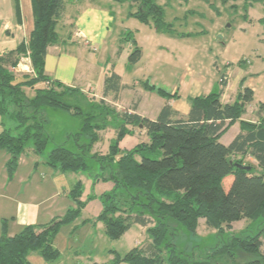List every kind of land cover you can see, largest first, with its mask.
<instances>
[{
    "label": "trees",
    "instance_id": "trees-1",
    "mask_svg": "<svg viewBox=\"0 0 264 264\" xmlns=\"http://www.w3.org/2000/svg\"><path fill=\"white\" fill-rule=\"evenodd\" d=\"M130 1L137 7L128 16L152 24L157 31L174 33L172 24L165 21L164 8L154 0ZM246 1L264 3V0ZM31 3L34 26L29 39L0 55V115L13 121V126L0 134V148L10 154L6 163L8 176L13 175L19 155L31 145L34 154L52 168L61 172L82 171L93 182L113 183L109 192L98 197L102 210L95 219L102 222L108 239L120 238L134 224L147 227L151 239L124 255L110 249L108 252L113 258L109 262L91 264H203L194 261L185 248L183 251L177 247L174 242L177 227H183L194 236L199 219L218 232L224 227L231 230L233 223L241 219L264 218V142L255 137L256 131L264 128V117L257 123L241 120L245 106L253 100V91L242 86L243 80L234 101L222 103L220 91L202 94L191 99L186 117L178 116L168 104L154 120L128 111L118 114L120 124L105 154L93 150L94 144L102 138L97 133L99 125L83 121L80 131L67 135L68 140L74 136L72 148L56 145L45 159L42 158L51 141L44 109L70 110L71 105L57 89L74 88L51 81L44 73L47 48L59 39L56 28L65 9V0H31ZM26 55L34 74L17 76L9 68L15 67ZM140 57L141 50L134 45L128 55L129 65H136ZM224 84L221 79L220 85ZM142 86L166 99L174 96L148 79ZM122 88L121 77L110 72L104 78L102 94L112 93L115 98ZM237 120H240V133L229 144H223L220 137ZM128 126L144 129L148 141L122 152L120 140L132 134ZM238 154L240 158L233 157ZM246 155L252 156L257 165L244 162ZM235 162L251 169H239L233 165ZM82 192L83 185L77 181L68 192L73 206L61 218L48 224L26 225L8 236L6 221H3L0 264H30L27 260L30 252H37L47 262L57 260L60 252L54 246L56 234L61 226L74 222L86 202L94 197L90 195L82 201ZM233 240L229 248L236 247L251 256L238 264H264L258 237L241 235ZM219 249L218 246L214 248V253Z\"/></svg>",
    "mask_w": 264,
    "mask_h": 264
},
{
    "label": "rangeland",
    "instance_id": "rangeland-1",
    "mask_svg": "<svg viewBox=\"0 0 264 264\" xmlns=\"http://www.w3.org/2000/svg\"><path fill=\"white\" fill-rule=\"evenodd\" d=\"M111 7L117 14L111 37L107 39L103 49L90 50L86 47L85 51L86 55L94 59L91 78L101 83L103 78L112 72L111 66L114 64L116 72L122 76V82L129 85L123 88L125 97L123 103H120L121 106H128L129 102H135L143 97V102L145 101V104L151 108L145 107V104L142 108L153 111L156 109V101L160 102L163 97L155 91L146 90L141 83L134 86L135 82H144L146 79L169 92L177 90L181 97L186 98L191 84L188 83L186 86L183 80L193 71L212 82L215 85V92L220 91L218 86L221 74L227 72L229 73L228 87L232 90V86L240 82L237 80L238 73L248 68L255 60L259 61L258 66L256 65L259 74L250 78L251 82L259 88L255 103L258 98L264 96L263 2L250 4L246 0H184L180 2L169 0L163 5L165 21L171 23L177 33H194L193 36L185 39L175 34L157 31L153 25L141 24L135 18L126 20L125 15L130 9L128 2L112 3ZM188 10H193L195 14L187 13ZM127 28L134 32L135 40L142 46V55L137 68L127 66L128 55L133 50L131 44L126 43L128 41L122 33ZM244 62L247 63L246 67L241 65ZM226 63H229V66ZM103 70L104 73L101 74ZM31 73L34 74V71L32 70ZM57 91L63 93V99L71 105V109H44V116L47 119L46 130L51 136L45 153L60 144L72 148L74 136L68 140L67 134L72 135L80 131L83 121L93 126L99 125L97 133L102 135L103 140L108 133L114 132V136L116 135L115 128L120 124L118 114L125 111L118 104L115 105L120 91L115 98L111 93L104 99L101 98L102 92L99 91L97 96L77 88L68 91L58 88ZM253 104L249 105L248 113ZM248 113L244 119L249 118ZM139 128L131 127L137 133H140ZM239 130L240 120H237L222 134L221 142H230ZM177 228V235L174 237L177 247L183 251L185 248V252L190 253L194 261H200L203 264H238L248 260L251 257L249 254L237 250L236 247L229 248L234 243L233 239L241 235L248 238L258 237L261 244L260 250L264 252V218L241 219L232 225L231 230L224 227L218 232L209 228L203 219H199L194 236L187 233L183 227ZM105 239L114 245L120 255L127 253L133 245L141 246L151 240L147 227L139 224L132 225L129 231L114 241ZM101 246L99 242L96 249L88 248V250L102 259ZM213 246L214 248L218 246L220 249L214 253Z\"/></svg>",
    "mask_w": 264,
    "mask_h": 264
},
{
    "label": "crops",
    "instance_id": "crops-1",
    "mask_svg": "<svg viewBox=\"0 0 264 264\" xmlns=\"http://www.w3.org/2000/svg\"><path fill=\"white\" fill-rule=\"evenodd\" d=\"M129 1L65 0V9L56 28L59 37L58 42L47 48L45 57L44 73L48 78L51 81H57L67 87L94 93L93 96H97L98 91L102 92L104 78L107 75L101 83H98L90 77V73L93 72L92 62L94 59L86 55L85 48L87 47L90 50H95L96 48L103 49L107 39L111 37L117 15L111 7L112 3L128 2L130 9L125 15L126 20L135 18L128 15L130 11L136 10L137 4ZM154 1L163 7L165 2L169 0ZM192 11L188 10L187 13L191 12L195 14ZM141 24L144 23L141 22ZM145 25L152 26V24ZM33 26L34 17L31 0H0V55L14 50L21 42H27ZM122 33L125 36H129V39H126L128 41L126 43L128 45L130 43L131 48L134 45H138L142 55V46L135 40L134 32L127 28ZM129 33L130 35H127ZM170 34H175V36L180 37L178 35L180 33L175 32V30L174 33ZM184 34L190 35L180 37L181 39L194 35V33ZM258 62V60L253 61L248 68L238 73L237 80L240 82L232 86V90H229L228 87L229 73L227 74V72L221 74L218 86L221 92V102H232L236 99L240 90L241 81L243 80L242 86L248 87L253 91V100L245 106L246 110L241 119L253 123H257L264 117V96L258 98L257 103H255L259 88L250 79L253 75L259 74L257 73L259 70L257 67ZM138 64L131 65V67L137 68L139 66ZM226 64L229 66V63ZM241 65L246 67L247 63L244 62ZM9 70L17 76L32 74L33 69L28 55L21 57L17 65L10 67ZM111 71L117 73L114 64L111 66ZM100 73L103 74L104 70ZM117 74L121 77V85L129 87L128 84L122 82L121 74ZM221 79L225 83L223 86L220 85ZM183 81L186 83V86L188 83L191 84V89L187 97H181L177 90L170 92L171 95H174L173 97L168 99L162 98L160 102L156 99V109L154 111L152 109L142 108L145 104L143 97L138 98L135 102H129L128 106H121L120 103H123V98L125 97L123 95V88L118 94L115 105L118 104L120 108L129 113H135L141 117L154 120L158 116L161 108L165 104H168L178 116L186 117L190 111L191 99L202 94L212 93L215 85L195 71L191 75L187 74ZM142 82H135L134 86L139 83L142 85ZM101 95L102 99L109 97L108 95L106 97L103 94ZM251 103L254 104L248 113V108ZM145 107L149 106L145 104ZM247 113L250 116H248V119H244ZM12 126L13 121L8 116L3 117L0 115V134L3 130L11 128ZM128 127L131 129L130 126ZM138 131L140 133L132 129V134L126 135L120 140L119 149L122 152L132 149L140 142L148 141L145 130L139 128ZM240 131L241 127L235 136ZM114 134V132L112 134L108 133V136L104 140L101 138L94 144L93 150L105 154L108 151L110 141L115 137ZM221 139L222 137H220V141ZM230 142L222 143L227 145ZM46 155L47 153L44 152L42 158L45 159ZM233 157L240 158L241 156L238 154ZM9 158L10 154L5 149L0 148V235L2 234L3 221H6V234L13 236L26 225H45L54 219L61 218L67 209L73 206L72 200L68 197L69 190L77 181H81L83 192L80 199L86 201L90 195H94V197L86 202L80 216L74 222L61 226L56 234L54 246L60 252L58 259L53 262H47L37 252H30L27 260L30 264H91L92 262H109L113 258V255L108 250L113 249L117 252V249L113 244L108 243L109 241H106L105 238L107 237L104 233V226L102 222L95 221V219L102 210V205L98 197L103 193L109 192L113 187V183L102 180L93 182L82 171L61 172L52 168L34 154L31 145L27 146L25 151L19 155L15 171L9 177L6 170V163ZM243 159L244 162H249L255 166L257 165L256 160L250 155H246ZM99 242L102 244L100 248V251L103 253L102 259L97 258L96 254L88 250V248L96 249ZM136 246L133 245L132 248Z\"/></svg>",
    "mask_w": 264,
    "mask_h": 264
},
{
    "label": "water",
    "instance_id": "water-1",
    "mask_svg": "<svg viewBox=\"0 0 264 264\" xmlns=\"http://www.w3.org/2000/svg\"><path fill=\"white\" fill-rule=\"evenodd\" d=\"M255 137H256L257 140H259V141H263V142H264V128H260V129H258V130L256 131V133H255ZM231 163H232V162H231ZM233 165H234L235 167L239 168V169H243V170H246V171H248V170L251 169V167L248 166V165H243V164L236 163V162L233 163Z\"/></svg>",
    "mask_w": 264,
    "mask_h": 264
}]
</instances>
